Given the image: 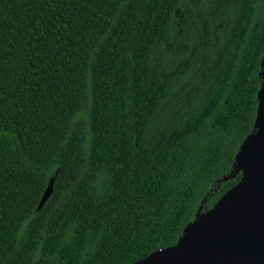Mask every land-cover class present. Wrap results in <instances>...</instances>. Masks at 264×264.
Wrapping results in <instances>:
<instances>
[{
    "label": "trees",
    "instance_id": "obj_1",
    "mask_svg": "<svg viewBox=\"0 0 264 264\" xmlns=\"http://www.w3.org/2000/svg\"><path fill=\"white\" fill-rule=\"evenodd\" d=\"M263 59L264 0H0V264L174 246L241 178Z\"/></svg>",
    "mask_w": 264,
    "mask_h": 264
},
{
    "label": "water",
    "instance_id": "obj_2",
    "mask_svg": "<svg viewBox=\"0 0 264 264\" xmlns=\"http://www.w3.org/2000/svg\"><path fill=\"white\" fill-rule=\"evenodd\" d=\"M261 67L254 132L241 143L231 174L241 173L240 180L187 224L174 246L133 264H264V59ZM50 187L38 208L48 199Z\"/></svg>",
    "mask_w": 264,
    "mask_h": 264
}]
</instances>
